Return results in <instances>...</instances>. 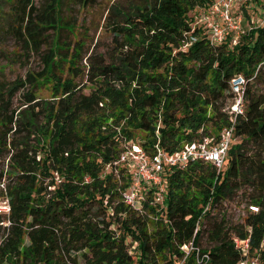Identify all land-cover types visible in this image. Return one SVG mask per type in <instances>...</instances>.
Here are the masks:
<instances>
[{
    "label": "trees",
    "instance_id": "obj_1",
    "mask_svg": "<svg viewBox=\"0 0 264 264\" xmlns=\"http://www.w3.org/2000/svg\"><path fill=\"white\" fill-rule=\"evenodd\" d=\"M63 2L0 0V31L22 44L14 57L42 60L49 30H68ZM213 2L114 6L107 16L110 50L88 56L85 44L71 50L58 40L43 56L41 73L0 81V197L7 204L0 212V264H198L196 253L182 250L191 242L209 255L205 264H239L245 256L235 239L249 240L250 255L264 264V93L258 90L264 24L245 29L236 44L230 37L212 43L193 16ZM243 16L251 18L246 8ZM83 60L86 66H79ZM237 76L246 81V110L235 125L240 143L231 146L226 172L218 175L202 161L166 168V208L129 207L122 193L131 170L115 165L126 145L139 144L153 156L157 146L171 155L203 138L218 140L231 125L226 108ZM45 80L52 100L39 101L34 89ZM20 93L24 103L14 108ZM237 199L246 215L232 222L227 205Z\"/></svg>",
    "mask_w": 264,
    "mask_h": 264
},
{
    "label": "built area",
    "instance_id": "obj_2",
    "mask_svg": "<svg viewBox=\"0 0 264 264\" xmlns=\"http://www.w3.org/2000/svg\"><path fill=\"white\" fill-rule=\"evenodd\" d=\"M245 0H214L210 13H203L198 18L194 27H204L208 30L212 43H225L229 32L242 34V16L235 18L232 8L237 2ZM264 24V16L261 25ZM257 25L254 23V27ZM195 41V39H193ZM233 98L226 111L230 117V126L224 129L220 138H203L199 142L187 144L183 150L167 154L157 146V151L150 156L139 144H127L121 159L115 165L125 164L131 170V185L122 193L123 201L131 208L142 212L143 206L148 203L158 211H163L167 196V182L165 179L166 168L176 167L185 169L190 163L202 161L213 165L218 175L224 170L229 151L235 141V125L240 116H244L246 110V81L242 76L235 77L231 82ZM149 189H154L153 197L148 198ZM208 209V208H207ZM206 209V211H207ZM249 209L257 212L258 208L250 206ZM198 229L196 230L197 233ZM236 247L245 256L239 264H262L259 256L250 255L249 240L235 239ZM188 256L196 253L198 264L210 261L208 254H202L200 248L191 242L182 247Z\"/></svg>",
    "mask_w": 264,
    "mask_h": 264
},
{
    "label": "rangeland",
    "instance_id": "obj_3",
    "mask_svg": "<svg viewBox=\"0 0 264 264\" xmlns=\"http://www.w3.org/2000/svg\"><path fill=\"white\" fill-rule=\"evenodd\" d=\"M46 1L47 0H36V3L41 7ZM132 1L135 0H96V6L84 9L78 6L74 0H64L61 16L64 20V24L69 23L67 27L63 26L68 30L57 31L56 34H54L55 32L53 30H49V46L56 47L58 45V40L64 42V45H68L64 48H71V50H73L72 48H74L75 43L85 44L83 54L86 53L88 56L91 55L93 51L102 53L110 50L113 37L107 22L108 11L114 6L127 8ZM263 5L264 0H245L244 2H237L234 4L232 14L235 18L242 16L241 26L243 31L247 28H255L253 23L257 26H261L264 16ZM244 8L249 11L251 18H244ZM209 11L198 10L194 13V24L197 22L200 15L203 13H210ZM10 12L11 6L6 5L3 14L10 18ZM5 27L7 28V26ZM227 37H230V39L233 40V44H236L241 34L229 32ZM21 45V42H18L7 29H2L0 31V81H13L18 78L25 79L29 73L38 74L43 71V56L49 51V46L43 47L41 60V56L36 54H32L31 57L26 58L24 56L21 58L14 57L15 53L22 54ZM79 66H86V61L83 60V63H80ZM64 77H68V74L65 73ZM258 90L264 93V82L258 83ZM34 91L39 101L52 100L53 90L50 80H45L43 84L41 81L39 87L35 88ZM89 92L90 89L85 91L86 94ZM23 103V93H20L15 100L14 108L21 107ZM238 143H240L239 139L235 141V144ZM4 162L5 160L0 161V171ZM226 169L227 165L224 166V172H226ZM245 208L246 204L241 199L230 202L227 205V218L232 222L241 221L246 215ZM5 211H7V204L4 199L0 197V212Z\"/></svg>",
    "mask_w": 264,
    "mask_h": 264
}]
</instances>
